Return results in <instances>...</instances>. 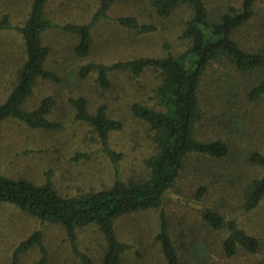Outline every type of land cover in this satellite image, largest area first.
Masks as SVG:
<instances>
[{"label":"rangeland","instance_id":"374dc122","mask_svg":"<svg viewBox=\"0 0 264 264\" xmlns=\"http://www.w3.org/2000/svg\"><path fill=\"white\" fill-rule=\"evenodd\" d=\"M213 16L220 15L230 4L240 0H205ZM31 0H0V16L10 15L19 24L26 15ZM149 0H122L110 9L112 17L135 15L139 21L153 22L154 34L143 37L133 31L119 28L113 21H100L92 28V49L85 59L72 54L74 39L60 29L44 34L51 49L47 68L59 81H42L35 87L28 101L32 107L44 96L56 101L48 116L57 126L49 130L30 129L16 121L0 123V171L7 175L22 176L43 183L48 173L63 195H78L90 190L105 189L114 180L112 163L100 151L96 135L88 124L75 120L70 99L84 95L93 107L105 105L110 118L120 120L122 130L111 133L110 145L122 155L120 170L123 178L139 179L148 175L145 160L154 153V146L145 122L130 111L133 103L152 106L153 90L159 82V73L146 70L134 77L129 72L111 75V87L101 90L95 74L85 79L77 75L78 69L90 62L109 64L137 56L157 57L165 54L169 45L173 53L183 50L185 43L180 32L188 19L186 8H179L166 17H158ZM49 16L59 22L88 21L96 9L94 0H49ZM258 15L241 29L237 36L243 42L254 41L264 48V0L257 6ZM22 59L21 39L16 31L0 34V88L12 76ZM214 76L204 75L202 117L199 133L220 136L230 146L228 158L218 161L188 159L174 188L167 194L165 208L170 219L172 237L183 262L188 264L197 251H205L202 264H264V199L260 205L244 212L231 208L229 200L238 202L240 188L250 178L264 173L256 170L243 158L250 150L264 153V99L250 102L242 93L227 102L228 93L222 87L223 68L214 64ZM227 71V70H226ZM242 86L244 82L241 83ZM224 177L221 179L220 175ZM203 182L209 194L202 203L218 207L233 215L251 235L262 241L261 250L253 255L238 254L224 259L218 253L222 233H212L203 227L199 218L194 189ZM220 186L225 187L221 190ZM227 202V206L220 205ZM200 203V202H199ZM232 211V212H231ZM157 210H147L124 216L117 222V233L131 245L121 264H163L160 251L153 240L157 224ZM40 232L46 252L47 264H81L66 239L64 230L48 221H41L7 205L0 204V264H11L20 241L33 232ZM81 251L100 258L102 240L93 229L78 230ZM210 252L209 256L207 254ZM41 252L38 247L20 255L18 264H36ZM190 264H194L193 261Z\"/></svg>","mask_w":264,"mask_h":264},{"label":"trees","instance_id":"16d2710c","mask_svg":"<svg viewBox=\"0 0 264 264\" xmlns=\"http://www.w3.org/2000/svg\"><path fill=\"white\" fill-rule=\"evenodd\" d=\"M94 1L95 11L88 21L82 22H57L48 14L49 0H31L19 24L13 23L8 14L0 16V34L16 31L22 50V59L12 79L0 88V123L14 120L30 129L43 130L57 126L48 118L56 107L53 98L44 96L32 107L28 104L39 82L59 81V77L47 68L51 53L44 38L47 31L60 29L68 34L74 39L72 54L85 59L92 49V28L100 21L113 20L119 28L143 37L157 30L155 23L139 21L132 14L112 17L111 7L122 0ZM259 2L240 0L238 4H230L220 15L213 16L205 0H149L158 17L169 16L181 7L188 10V19L179 36L185 43L183 50L173 53L170 46L165 45V54L157 57L141 55L109 64L90 62L77 72L80 79L95 74L94 81L104 91L111 87L112 73L114 76L117 72L127 71L134 77L146 70L159 73V82L153 90V105L133 103L130 107L131 114L147 124L154 146V153L145 160L148 175L139 179L123 178L120 170L122 155L110 145L111 133L122 130L121 121L110 118L105 105L93 107L84 95H79L70 99L74 118L92 127L100 151L112 163V184L105 189L67 196L57 191L50 173L43 183H38L0 171V204L41 221L58 224L81 264H121L131 245L118 235V220L137 212L157 210L153 240L163 264H187L172 237L165 208L167 194L176 185L188 159L218 161L230 155L228 142L220 136H204L197 127L204 100L202 81L204 75L214 76V64L224 69L220 73L223 75L222 87L229 95L227 102H232V98L240 93L250 102L259 103L264 99V48L256 40L243 42L237 36L238 30L258 15ZM242 82L246 85L242 86ZM243 158L256 170L264 169V153L259 150H250ZM223 177L221 174L220 178ZM193 193L203 227L212 233L223 234L218 253L222 258L232 259L240 253L253 255L261 250L262 241L243 228L233 215L202 203V198L209 194L207 184L200 182ZM237 198L238 202L226 200L220 205L227 206L228 202L231 208L237 207L244 212L256 209L264 199V173L244 182ZM84 228L93 229L100 235V258L81 251L78 230ZM34 247L41 252L36 264H47L46 250L38 231L20 241L11 264H18L20 255ZM205 254L203 250L197 251L191 261L205 263Z\"/></svg>","mask_w":264,"mask_h":264}]
</instances>
